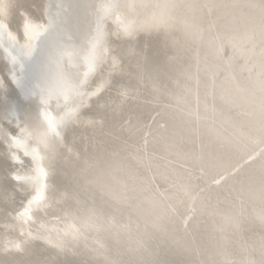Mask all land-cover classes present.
Returning a JSON list of instances; mask_svg holds the SVG:
<instances>
[{
  "label": "bare ground",
  "instance_id": "1",
  "mask_svg": "<svg viewBox=\"0 0 264 264\" xmlns=\"http://www.w3.org/2000/svg\"><path fill=\"white\" fill-rule=\"evenodd\" d=\"M52 1L0 0V22L15 37L0 29V264H262L264 13L252 6L260 0H115L121 23L104 21L109 51L103 71L88 78L111 73V86L77 97L71 122L46 148L22 129L37 131L25 109L42 122L37 103L47 91L32 84V94L22 95L12 74L21 83L26 76L11 48L35 55L28 44L38 37L24 36L20 13L46 24ZM105 2L68 0L64 17L74 35L59 47L87 48ZM122 24L135 31L125 34ZM70 61L76 58L61 63L83 79L82 57L76 67ZM56 101L63 115L65 104ZM100 117L103 124L89 122ZM17 138L41 152L48 173L31 224L21 213L39 173ZM10 242H23L24 251Z\"/></svg>",
  "mask_w": 264,
  "mask_h": 264
},
{
  "label": "snow or ice",
  "instance_id": "2",
  "mask_svg": "<svg viewBox=\"0 0 264 264\" xmlns=\"http://www.w3.org/2000/svg\"><path fill=\"white\" fill-rule=\"evenodd\" d=\"M76 4H69L67 7L73 8L78 7ZM90 7H96V5H86ZM253 7H259L261 12L264 13V0H260L259 5H252ZM53 7L51 4L45 5V19L46 24L41 23L40 21H34L30 18L29 15H25L24 12H21L20 15L22 17L21 25L23 29V34L25 37L29 39V41L35 40L39 37V41L37 44L33 45L31 43L28 44V55L31 57L33 49L38 50L40 56L37 58H33L31 63L28 65V73L24 78V83H21L15 76L12 74L13 81L20 87L22 95L27 98L31 91V85L33 82H37L44 88L48 97L44 96L40 97L41 104H48L49 100L55 96L58 100L60 98L63 99L66 111H64L63 115L57 113L53 115L47 108L44 109L40 115L43 116V122H39L38 117L34 116L32 111L29 109H25L26 123L32 121L33 119L37 120L36 129L37 131L34 133L32 131H28L27 128L22 129V131L26 134L29 139H36L38 143L44 144L47 148L52 141L53 138L61 137L63 132L65 131L67 125L71 122L73 118V114L77 111L78 105L76 104L77 97H84L86 95L97 96L102 88L105 85L111 86L112 76L111 73L105 78H101L99 81L93 80L92 83L88 82L89 75L92 73H96L99 69L101 72L103 69L100 66L104 63L106 57V53L109 51L106 33L103 29V23L107 18H115L119 20L120 17L116 14L117 9L120 5L115 2V0H111V2L101 3L99 5V13L97 15L96 21V30L95 34L91 35L87 39V48L79 47L74 48L73 51H69L67 48L59 47L62 43V37L68 36L69 39L73 38L74 33H71L70 29L67 27L66 18L60 15V12H57L55 16L51 15L50 9ZM56 8L63 10L66 6L63 3H59L55 5ZM121 27L123 31L127 35H131L135 29L131 27L130 24H122ZM0 29L4 30L7 35L15 39L13 34L10 31L9 25L6 22H0ZM43 29V31H40ZM118 34V33H117ZM55 53V54H53ZM65 56L75 57L76 63L72 64V67H76L79 59L82 57L84 64L87 66V71L84 72V78L81 79L78 72H73L68 65H62L61 61ZM42 57V58H41ZM175 56H169L167 59L169 61L174 60ZM13 63H15V57L12 58ZM118 62L117 57H113L111 61V69L115 70ZM2 83V81H0ZM95 86V90L93 89ZM119 95L127 97L128 90L126 86H122V90H119ZM4 103L8 104L7 98H4ZM79 106H83V101L80 102ZM19 107V105H17ZM101 108L105 107V105H100ZM38 111V109H37ZM90 123H101L103 124V117H100L99 120L97 118H92ZM46 125V127H45ZM6 135L16 136L15 132H8ZM17 147H24V156L32 155L33 159L38 160V154L36 150L33 148L31 152L29 151L30 145L24 144L22 138H17L15 141ZM11 147V145H9ZM13 161H17L22 163L25 168L31 167V162L28 160H21L17 154H13L11 156ZM39 173L38 179L46 177L48 175L47 172L44 171V168L40 167L37 164L36 168ZM20 179L19 176L16 177ZM224 178L223 173H218L217 177H215V182L220 183V179ZM262 195H264V177H262ZM42 193H39L34 198L35 201L41 200ZM33 201H29V205H31ZM30 209H25L21 215H27V212ZM31 219V217H28ZM261 223L264 224V215L260 217ZM22 243L10 242V246L15 248L17 251H24L22 247ZM8 247V245H6ZM96 264H116L113 261H97ZM121 264H161L159 261L154 260H130L126 262H121ZM264 264V261H262Z\"/></svg>",
  "mask_w": 264,
  "mask_h": 264
},
{
  "label": "water",
  "instance_id": "3",
  "mask_svg": "<svg viewBox=\"0 0 264 264\" xmlns=\"http://www.w3.org/2000/svg\"><path fill=\"white\" fill-rule=\"evenodd\" d=\"M67 1L68 0H54V3H53V1H52V5H53V7L51 8V10H49L50 11V13H51V15H53V16H55L56 15V13L57 12H60V15L62 16V17H64L65 16V14L67 13V11H66V8H64L63 10H61V9H58V8H56L55 7V5L56 4H59V3H63V4H65V6H66V4H67ZM118 23H121V20H118L117 21ZM38 39V41H39V37L37 38ZM6 43V42H5ZM11 50L13 51V53L18 57V61L20 62V64H22V67L24 68V71H23V75L24 76H26V74L28 73V65L31 63V61H32V59L33 58H37L38 56H40V54L38 53V51L35 53V55L34 56H32L31 58H26L24 55H22L21 54V52L19 51V50H17L16 48H11ZM42 58V57H41ZM62 64V63H61ZM33 84H38L37 82H33ZM14 91H16V90H14ZM42 96H44L45 98H47L48 97V94L46 93V92H43L42 93ZM51 100V101H50ZM49 100V103L48 104H41L40 103V101L37 103V108H38V111L40 112V113H42L43 111H44V109H48L49 110V107H50V102H52V106L50 107V108H52L53 109V113L54 114H57V107H56V103H57V101H56V97L55 96H53L51 99ZM60 100L61 101H63V99L62 98H60ZM63 103H64V101H63ZM40 118H41V121L43 122V116L42 115H40ZM45 127H46V125H45ZM36 153L38 154V157H39V159L38 160H36V159H33V157H32V161H33V163L37 166V164H39L40 165V167H42V168H44V171H45V166H44V164H43V162H42V159H41V152L38 150H36ZM47 184H48V179H47V177H43V178H39L38 179V182H37V184H36V188L33 190V197L31 198V200L30 201H33L32 203H31V205H29V211L27 212V215H23V221H24V223L26 222V223H30L31 224V220H32V217H33V209L34 208H36V206L37 205H39V204H41V203H43V201H44V198H45V196H46V188H47ZM38 192L39 193H42V199L41 200H39V201H35L34 200V198L36 197V195L38 194ZM19 207H21V206H19ZM22 208V207H21ZM28 217H31V219H29ZM25 223V224H26Z\"/></svg>",
  "mask_w": 264,
  "mask_h": 264
}]
</instances>
